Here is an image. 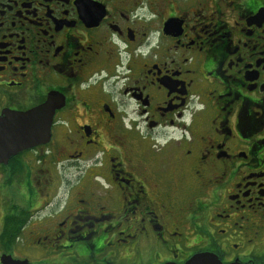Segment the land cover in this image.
Listing matches in <instances>:
<instances>
[{"label": "flooded vegetation", "instance_id": "af4514ba", "mask_svg": "<svg viewBox=\"0 0 264 264\" xmlns=\"http://www.w3.org/2000/svg\"><path fill=\"white\" fill-rule=\"evenodd\" d=\"M200 253L264 264V0H0V264Z\"/></svg>", "mask_w": 264, "mask_h": 264}, {"label": "water", "instance_id": "95a60500", "mask_svg": "<svg viewBox=\"0 0 264 264\" xmlns=\"http://www.w3.org/2000/svg\"><path fill=\"white\" fill-rule=\"evenodd\" d=\"M18 150H12L11 153H16ZM185 264H223L215 255L210 253H200L194 255ZM237 264V263H231Z\"/></svg>", "mask_w": 264, "mask_h": 264}]
</instances>
